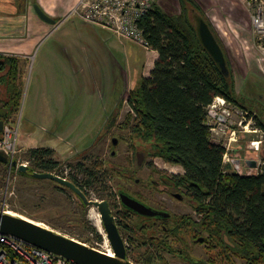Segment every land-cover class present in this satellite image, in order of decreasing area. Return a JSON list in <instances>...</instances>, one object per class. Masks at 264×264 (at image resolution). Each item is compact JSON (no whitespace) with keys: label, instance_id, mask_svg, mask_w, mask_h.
<instances>
[{"label":"rangeland","instance_id":"1","mask_svg":"<svg viewBox=\"0 0 264 264\" xmlns=\"http://www.w3.org/2000/svg\"><path fill=\"white\" fill-rule=\"evenodd\" d=\"M158 2L170 12L180 9L178 0ZM35 3L36 0H24L23 10H15L18 9L16 12L23 13L25 17L32 13L36 18ZM209 3L212 5L206 11L228 47L236 72L239 101L254 112L220 97L221 101L216 98L213 103L217 106L211 105L209 109L226 113L229 118L214 121L210 114L207 122L214 141L230 148L224 158L225 164L230 163L232 170L241 173H254L264 166V131L258 125L256 116L264 118V32L253 22L252 9L248 8L245 0H210ZM9 11L14 13L13 8ZM76 21H83L87 26L76 25ZM58 22H62L58 29L41 39L35 51L37 57L31 58L30 63L23 67L21 82L24 92L15 126L18 128L19 159H28L30 148L52 146L56 158L63 165H75L82 160L91 164L100 158L110 162L109 168L115 164L136 169L137 177L143 179L154 167L171 175L184 173L181 165L166 162L161 157H146V163L138 166L136 152L138 149L142 152V145L132 146L134 142L130 129L124 127L127 113L132 111L128 102L129 92L141 79V73L133 78L130 76V70L125 67L124 49L136 53L133 56L136 67L149 77L151 70L148 65L145 64L144 68L142 65L145 48L129 40L122 47L114 33L86 22L77 12ZM91 24L96 28H91ZM1 26L9 24L0 23ZM43 35L39 33L36 37L42 38ZM110 41L119 44L111 47ZM114 116V125L105 126ZM30 133L32 135L29 136ZM113 138L119 139L115 146L111 144ZM255 158L257 165H250ZM235 160H240V166ZM108 164L105 163L106 167ZM68 168L77 179H85L75 166ZM5 171L0 165V201L6 200L12 208L11 213L40 221L100 250L112 249L99 210L100 216L92 218L91 207H88L85 217L87 226L82 222L84 210L74 192L56 186L49 179L35 181L15 174L8 179ZM4 175L6 179H3ZM131 182L134 183V180ZM109 184L112 190L118 186L127 187L126 177L113 172L109 175ZM87 189L90 197L111 199V195L100 186H87ZM183 209L191 212L189 208ZM89 226L96 227L103 239H97ZM123 237L128 244V234L124 233ZM144 250L139 242L130 244L129 257L135 261ZM201 250L203 245L199 244L196 253L202 255ZM166 256L168 262L159 261V264H186L172 255Z\"/></svg>","mask_w":264,"mask_h":264},{"label":"trees","instance_id":"2","mask_svg":"<svg viewBox=\"0 0 264 264\" xmlns=\"http://www.w3.org/2000/svg\"><path fill=\"white\" fill-rule=\"evenodd\" d=\"M178 1L179 11L170 12L160 6L157 0L141 20L140 25L148 45L159 56L151 75L142 76L140 82L129 92L128 101L132 111L127 113L124 127L130 129L134 142L132 146L141 143L151 156L161 157L166 162L184 168L181 178L189 183L198 204L196 208L203 214L197 224L209 233L210 239L225 243L227 235L230 240H241L246 242L248 253L258 252L264 259V166L255 173L232 170V165L224 162L226 146L214 141L207 122L209 107L217 97L248 107L239 101L236 72L228 47L208 15L204 0ZM200 19L209 24L219 41L226 57L225 66L218 63L204 46L199 33ZM22 75L21 59L0 53V121L5 124L16 126L24 92ZM121 104L122 100L119 105ZM256 116L258 125L264 131V118ZM115 121L114 116L105 126L111 127ZM28 153L25 161L29 162L30 172L62 175L73 181L88 196L90 192L87 186H100L111 198L117 195L109 184V175L113 172L120 175L124 173L115 167H106L105 160L98 158L91 164L85 160L75 165L68 164L71 168L75 166L85 176L81 181L70 173V169L62 166V162L56 158L54 148L39 146L30 148ZM19 157L16 158L19 160ZM0 165L4 166L8 178L15 174L42 181L29 173L20 172L16 167L10 168L8 164L1 162ZM5 175L2 176L3 179H6ZM48 181L73 192L57 181ZM77 197L84 210L82 222L87 225L85 217L88 205L78 195ZM5 203L6 200L0 201V210H3ZM110 205L113 208V204ZM114 214L121 232L124 228L129 229V249L130 244L136 242L143 246L148 243L146 234L152 230L148 228L149 225L137 222V228L130 225L128 227V216L117 212ZM89 230L97 239H103L96 227L89 226ZM179 234L180 232L175 231L171 234L173 238L167 237L159 245L168 250H176L178 246L175 240ZM161 247L150 246L149 251L141 252L135 262L159 264L156 252H160ZM238 248L243 247L238 245Z\"/></svg>","mask_w":264,"mask_h":264},{"label":"flooded vegetation","instance_id":"3","mask_svg":"<svg viewBox=\"0 0 264 264\" xmlns=\"http://www.w3.org/2000/svg\"><path fill=\"white\" fill-rule=\"evenodd\" d=\"M20 2L23 4L24 1L21 0ZM34 13L38 16L36 11ZM114 139L115 138L111 140L112 145ZM117 141L119 142V139ZM141 145L142 144H140V146ZM141 148H142V152H140L139 149L136 152L138 166L141 167L144 163H146L145 162L146 157L152 159L158 157V156H151L149 154V151H147L144 148V145H142ZM141 153H142V160H141L142 162H140V155H139ZM255 159L257 160V158ZM105 163L110 164V162L107 161H105ZM109 164H108V168H109ZM149 164L152 165V163ZM111 165H112L111 167H115L124 173L123 176L126 177V182H127L126 184L127 187L118 186L114 188V191L116 192L117 195L114 198L109 199V202L113 204L112 205L113 211L117 212V214L120 213L129 217V219L126 221L128 227L130 226L133 227L135 226V223L139 222L141 224L145 223L146 225H149L148 228L152 229L146 234L148 237V241H147L148 243L143 246L145 247L143 253L145 251H149L148 249L150 246H156V247L158 246V248L161 247L159 245L160 241L161 242L165 241L167 237L173 238L171 234L174 233L175 231H178L180 232V234L178 238H176L175 240L176 245L178 247H176V250H168L161 247L162 250L160 252L159 251L156 252V256L158 257L159 261L168 262L166 255L169 254L172 255L174 258L180 260L182 263H186V264H264V259L262 256L258 255V252H255V254L254 252L248 253L245 246L246 242H243L241 240H234V241L230 240L227 235L225 236V243L221 242L220 240L214 241L209 238L210 236L209 233L203 231L200 228L197 222L201 221L203 214L199 212L198 208H196L198 204L196 203L195 194L190 190L189 183L185 182L181 178V175L183 173L171 175L163 170L154 167V168H150L149 170L150 173L146 178L143 179L137 177L136 169H130L115 164H111ZM62 166L64 168L69 169L67 167L68 163ZM152 170H154L153 174L151 173ZM132 180H134V183L131 182ZM129 187H131V189ZM122 192L128 193L131 197L141 201L142 203L152 207L155 210L162 211L164 213H169L170 216L164 217L161 215H157L150 217V216L140 215L137 212L133 211L132 209L128 208L122 202L121 199ZM184 207L189 208L191 212L184 211L183 209ZM141 216L144 218H142ZM145 218L147 219L150 218V219L147 220ZM136 226L135 228H137ZM139 226H143V225H139ZM139 226L138 229L141 230ZM128 230L129 229L124 228L122 233L128 234V238H129L130 232ZM162 230H164V232H162ZM199 244L203 245V250H201L202 255L196 253ZM238 245H242L243 248L241 249L238 248Z\"/></svg>","mask_w":264,"mask_h":264},{"label":"water","instance_id":"4","mask_svg":"<svg viewBox=\"0 0 264 264\" xmlns=\"http://www.w3.org/2000/svg\"><path fill=\"white\" fill-rule=\"evenodd\" d=\"M38 16L53 25L57 24L55 18L49 15L39 3L34 5ZM199 33L204 46L212 54L215 60L225 66V53L217 40L214 32L209 24L204 20H199ZM211 113L216 114L213 110ZM220 119L226 120V117L220 115ZM4 122L0 121V138L3 131ZM118 138H115L113 145L118 144ZM20 146V145H19ZM115 153V150L113 151ZM140 162H142V153ZM0 162L16 167L20 172L29 173L38 179H52L69 187L76 195H78L88 207H97L101 214L103 226L107 233V238L110 241L114 255H110L107 251L100 250L87 242L67 236L53 228L44 225L42 222L26 217L24 215L11 213L10 211L0 210V231L5 234H10L25 240L26 242L35 245L39 248L47 250L57 256L65 258L73 264H138L129 257L128 244L126 243L123 234L117 223L116 216L111 208L109 200L106 198L99 199L88 196L85 191L78 187L73 181L68 178L57 175L53 172H30L29 166L26 164H18L17 158L0 149ZM253 164L257 165L256 159ZM240 169V168H238ZM257 168L253 169L256 170ZM255 173V172H254ZM122 202L133 211L143 216L161 215L169 217V213H164L153 209L141 201L131 197L128 193H121Z\"/></svg>","mask_w":264,"mask_h":264},{"label":"built area","instance_id":"5","mask_svg":"<svg viewBox=\"0 0 264 264\" xmlns=\"http://www.w3.org/2000/svg\"><path fill=\"white\" fill-rule=\"evenodd\" d=\"M249 9H252V20L264 32V0H245ZM157 0H80L72 13L77 12L86 22L102 26L114 33L122 41H131L146 49H150L140 23L142 18L153 8ZM71 13V14H72ZM70 14V15H71ZM218 101L222 99L217 97ZM217 106V104H212ZM209 113L214 121H223L220 115L227 119L229 115L223 112ZM209 124V123H208ZM18 128L5 124L0 149L7 151L12 158L20 152ZM255 142V141H253ZM225 157L229 154L227 147ZM257 152V151H256ZM258 153V152H257ZM258 155V154H257ZM240 166V160L236 161ZM29 164L28 161L18 160V164ZM10 168L12 166L10 165ZM10 179V177L8 178ZM3 210L10 211L9 205L4 204ZM0 264H73L69 260L57 256L47 250L32 245L16 236L0 231Z\"/></svg>","mask_w":264,"mask_h":264},{"label":"crops","instance_id":"6","mask_svg":"<svg viewBox=\"0 0 264 264\" xmlns=\"http://www.w3.org/2000/svg\"><path fill=\"white\" fill-rule=\"evenodd\" d=\"M20 1L21 0H0V23L9 24V26H11L0 27V53L19 57L21 59V66L23 68L24 66H27L28 63H30L31 58L37 57L35 56V51L37 49V46L42 41L41 39H43L49 33H52V30L55 31L56 29H58V27L62 23H59L58 21L67 19L74 8L78 5L80 0H36V2L39 3L49 15L56 19V25L42 20L39 16L35 18L32 13H29L27 17H25L23 13L18 14V12H16L18 9L15 10V8H21L22 10L24 8V2L22 4ZM204 1L206 2V7L212 5L211 3H209L210 0ZM12 8L14 9V13H12V11H9V9ZM24 17L28 18V20L26 21ZM74 22L75 21H73V23ZM77 24L81 26H87L83 21H76V25ZM92 26L93 27L91 28H96L94 27V25ZM101 28L103 30H108L103 27ZM39 33H44L42 38L36 37V35ZM120 42V44L118 42L113 44L112 41H110V45L111 47H117L118 44H122V47L126 45V41L120 40ZM144 50L147 56L145 55V59L142 64L143 68L146 64L148 65L149 70H152L159 54L156 50H153L151 48L148 50L145 48ZM125 51V67L128 69V71L130 70V76H132L133 78L134 75H139L140 73V77L145 76V72H140L136 67L137 63L133 58L136 53L129 52V50L127 49H124V52ZM30 135H32V133H30L29 136Z\"/></svg>","mask_w":264,"mask_h":264},{"label":"bare ground","instance_id":"7","mask_svg":"<svg viewBox=\"0 0 264 264\" xmlns=\"http://www.w3.org/2000/svg\"><path fill=\"white\" fill-rule=\"evenodd\" d=\"M95 215L96 216H100V214L98 213V209H97V207H91L90 208V216L93 218V217H95ZM107 252L110 254V255H114V251L112 250V249H108L107 250Z\"/></svg>","mask_w":264,"mask_h":264}]
</instances>
